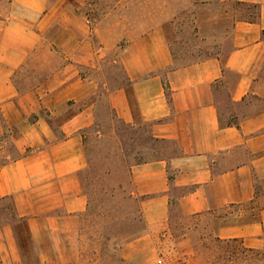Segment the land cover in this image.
Masks as SVG:
<instances>
[{"label": "crops", "instance_id": "crops-1", "mask_svg": "<svg viewBox=\"0 0 264 264\" xmlns=\"http://www.w3.org/2000/svg\"><path fill=\"white\" fill-rule=\"evenodd\" d=\"M196 2L207 9L199 21L230 22L203 32L227 42L177 66L165 21L119 31L113 20L92 27L70 0L10 1L0 19V204L10 203L0 206V264L95 261L88 140L104 139L103 105L116 145L125 132L161 145H143L147 158L130 164L147 229L131 248L167 236L176 209L217 216L218 239L264 249V0ZM227 211L232 221L220 218Z\"/></svg>", "mask_w": 264, "mask_h": 264}, {"label": "rangeland", "instance_id": "rangeland-1", "mask_svg": "<svg viewBox=\"0 0 264 264\" xmlns=\"http://www.w3.org/2000/svg\"><path fill=\"white\" fill-rule=\"evenodd\" d=\"M10 1L0 0V19L8 15ZM70 1L74 2V7H81L79 12L92 27L99 23L109 29L113 20L118 22L121 31L131 24L152 27L165 21L177 66L210 57L222 47V41L225 45L227 42L226 38L219 37L220 40H214L220 43L212 45V38H207L204 33L212 29L220 30L229 26L230 22L211 25L206 20L199 21L198 15L205 14L207 9H201V4L196 5V0ZM212 8L215 11V6ZM127 17H133L134 21H127ZM200 29L202 33H199ZM106 39L110 41V38ZM123 46L122 41L120 47ZM32 77L31 69L23 72L24 87L28 86ZM102 110V127L107 131L102 134L104 139L88 140L91 158L89 178L97 186L86 230L89 240L87 256L95 260L93 264H128L126 256L131 264H264V249L250 250L240 241H222L216 237L215 229L221 223L216 220L217 216L188 220L176 209L167 236L131 248V243L145 235L147 229L140 200L131 195L130 164L147 158L142 155L143 145L157 151L161 145L148 144L141 134L126 132L116 145L109 137L110 113L106 105L102 106ZM7 152L14 153L11 147L7 148ZM0 206L10 208V203L4 202ZM232 212H223L220 218L230 217L232 221ZM185 235H188L185 240H178Z\"/></svg>", "mask_w": 264, "mask_h": 264}]
</instances>
